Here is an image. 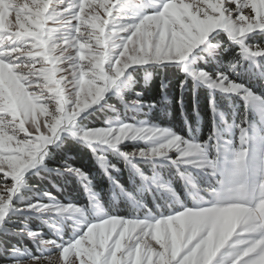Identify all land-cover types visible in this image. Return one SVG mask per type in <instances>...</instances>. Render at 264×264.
Masks as SVG:
<instances>
[{"label":"snow or ice","instance_id":"1","mask_svg":"<svg viewBox=\"0 0 264 264\" xmlns=\"http://www.w3.org/2000/svg\"><path fill=\"white\" fill-rule=\"evenodd\" d=\"M220 34L224 50L234 49L226 71L212 73L183 63L193 49ZM253 34L264 37V0H0V227L13 211L24 175L38 165L92 187V175L67 155L58 158L50 152L62 134L85 143L105 171L109 190L119 189L134 201L128 216H85L84 207L45 192L26 210L48 216L54 238L22 224L18 231L37 245V254L14 246L4 264H38L53 255L59 264H190L198 243L180 234L184 205L166 214L145 210L137 215L143 207L140 194L132 196L120 184L114 175L120 170L104 153L111 151L126 165L161 159L180 168L195 141L145 123L82 128L77 119L130 66L181 62L179 88L191 79L212 92L239 96L242 84L229 73L245 61L264 58V40L250 42ZM217 47L209 44L203 51L212 57L219 54ZM93 142L106 147L98 151ZM130 142H137L132 151L121 147ZM143 178L161 195L176 196L166 182ZM90 203H96L94 196ZM63 220L73 224L68 239L57 227ZM224 251L211 264H219Z\"/></svg>","mask_w":264,"mask_h":264},{"label":"trees","instance_id":"2","mask_svg":"<svg viewBox=\"0 0 264 264\" xmlns=\"http://www.w3.org/2000/svg\"><path fill=\"white\" fill-rule=\"evenodd\" d=\"M249 39L252 43H259L264 37L254 34ZM224 43L223 34L214 35L205 45L193 49L183 63L212 73L226 71L227 61L234 49L225 51ZM209 44L218 46L215 49L218 55L209 57L203 51ZM180 63L130 66L114 88V93L106 94L101 106L93 108L91 112L87 111L79 121H83L86 128H101L108 124L107 121L115 119L124 123L142 122L161 126L184 138H190L203 150L207 159L214 163L217 179H214L213 186L218 196L219 190L220 196L228 197L226 202L240 198L246 203L247 200H253L257 191L255 184L264 176L262 148L258 149L256 146L264 138L262 126L259 125L260 119L257 118L258 111L249 104L247 98L242 100L235 94L212 92L191 79L187 80L182 89L179 88V82L184 78ZM229 75L264 98V58H258L255 63L245 61ZM129 100H139L140 103L130 105L126 103ZM255 131L258 134L254 136ZM136 146L137 142H131L121 147L132 151ZM104 148L97 146L98 151ZM49 150L58 158L67 155L72 163L92 175V187L86 189L74 177L67 174L58 176L43 166L26 175L20 187V199L15 202L14 210L0 228V264L12 258L9 250L14 246L27 248L37 254V245L18 231L22 224L41 230L47 238H54L48 222L49 217L26 210L28 204L43 200L45 192L51 193L60 202H72L84 207L87 209L85 216H94L101 212L128 216L134 210V201L129 195L123 194L119 189L109 190L105 171L93 159L92 152L85 143L63 135ZM104 154L120 170L114 175L128 193L132 196L140 194L139 200L143 207L136 212L137 215L142 216L145 210H151L153 214H166L180 210L181 205L184 208H193L199 202H204V195L201 193L205 191L198 189L209 182L210 176L204 171L182 163V167L177 168L161 159L135 161L134 165H126L111 151ZM46 162L49 168L53 167L52 162ZM160 173L164 182L176 193L175 197L161 195L143 178H153ZM220 184L223 186H219ZM239 187L243 190L242 194ZM93 196L96 203L91 204ZM72 225L69 220L57 224L65 239L71 237Z\"/></svg>","mask_w":264,"mask_h":264},{"label":"rangeland","instance_id":"3","mask_svg":"<svg viewBox=\"0 0 264 264\" xmlns=\"http://www.w3.org/2000/svg\"><path fill=\"white\" fill-rule=\"evenodd\" d=\"M121 3H123L122 0ZM127 71L128 70H126V72ZM120 78H118L117 81L113 84L112 88L105 93L104 97L106 96V94L114 93V88L117 86V83L120 81ZM125 79H127V76H125ZM103 99H101L95 105H90L89 108L83 110L80 113V116L77 119V125L79 127L86 128L84 126L85 125L84 122L79 120L87 114V111L91 112L93 108L101 106ZM247 100L249 104H251L258 111L257 118L260 119L259 125L262 126L264 132V100L252 95H248ZM107 123L115 126L124 122H119L117 121V119H115V120L107 121ZM138 123H142V122H138ZM87 128H98V127H87ZM255 134L258 133L257 132L254 133V136ZM63 135H67V134H62L61 136ZM240 138L242 140V137ZM58 142L59 140L57 141V143ZM93 144L100 147H106L97 144V142H93ZM256 146L258 149L259 147L264 149V138L263 140L259 141V144H257ZM240 156H242V154H240ZM198 157L200 158V160H196V158ZM207 158L208 157L204 155L203 150L196 143H192L191 146L188 147L185 157H183L181 160L182 164H186L188 167L190 166L194 169L204 171L205 174H208V176L211 177V184H212V188L205 187V185H207L209 182L204 185L202 184V186L198 188L201 191H205L206 195H204V200H203L204 202L202 201L199 202L193 208L191 207L184 208L180 217V221H179L180 234L185 238V240L188 243H191V241H197L198 243V247L195 250V253L191 259L190 264H203L204 249H205L204 241L207 240L210 234L212 235L214 241L216 235L224 226L232 227V237L229 239L225 247L222 248V249H226V251L222 253L219 264L221 261H223L226 257L229 256H230V260H229L230 264H241V261H243V264H249L250 258H251V264H264V252L261 251V248L264 247V242H262V244L260 245H256L255 247H252L255 244V241L260 239L259 232L262 228H264V184H263L264 178H261V180L255 184L256 189H258L257 190L258 194L254 198V200H247L246 203L243 202L242 199H239L235 201L236 203L233 207L226 208L223 205L228 202V201L226 202L228 197H226V195L225 197L220 196L219 190L217 191L219 192V196L218 193H215L213 191L214 189L213 182L215 178L217 179V176H215L216 171L215 168L213 167L214 163L211 162V160H208ZM261 160H263V164H264V151H261ZM39 166L40 165H38L37 167ZM36 168L29 170L24 175L23 179L25 178L26 175L31 174L32 171L36 170ZM155 178L164 182V178L162 177L161 173L158 174ZM22 185L23 183H21V186ZM219 186H223V184H220ZM20 193L21 192L19 188L18 192L16 193L13 199V206L15 205V202L18 199H20ZM72 232L73 229L71 231V235ZM236 241H241V243H236ZM231 248H235L237 250L236 254L230 255L229 249ZM249 248H252V250L244 254L245 250ZM222 249L218 251L217 255L221 253ZM50 261L52 262V264H59V258L56 255H53L51 257H47V256L42 257L38 262V264H50Z\"/></svg>","mask_w":264,"mask_h":264},{"label":"clouds","instance_id":"4","mask_svg":"<svg viewBox=\"0 0 264 264\" xmlns=\"http://www.w3.org/2000/svg\"><path fill=\"white\" fill-rule=\"evenodd\" d=\"M241 89L242 91L240 92L239 97L242 100H244L245 97L248 95L260 97L259 95L254 93L251 89L246 88V86L244 85H241ZM260 98L264 100V98L262 97ZM246 119L247 117L245 116V120ZM262 151H264V149H262ZM208 179H209V183L205 185V187L212 188L211 177H209ZM201 194L206 195L205 193H201ZM235 203H236L235 201H230V202L225 203L223 206L226 208H231L235 205ZM231 237H232V227H229V226L222 227L219 233L216 235L214 241H213L212 235L210 234L207 240L204 241L205 249H204L203 264H211L213 259L217 256L218 251L225 247V245L227 244V242L229 241ZM259 237L260 239L256 240L255 244L252 247H255L256 245H260L262 244V242H264V228L260 230ZM236 243H241V241H236ZM251 250L252 248L246 249L244 254H246L248 251H251ZM236 251L237 250L235 248L229 249L230 255L236 254ZM261 251L264 252V247L261 248ZM229 260H230V256L226 257L223 261L220 262V264H229ZM25 264H32V261H27L25 262ZM249 264H251V258H250Z\"/></svg>","mask_w":264,"mask_h":264}]
</instances>
